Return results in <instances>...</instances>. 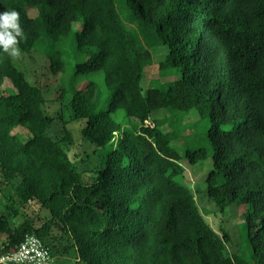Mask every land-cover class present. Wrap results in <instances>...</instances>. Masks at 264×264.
I'll return each instance as SVG.
<instances>
[{"label":"trees","instance_id":"obj_1","mask_svg":"<svg viewBox=\"0 0 264 264\" xmlns=\"http://www.w3.org/2000/svg\"><path fill=\"white\" fill-rule=\"evenodd\" d=\"M11 8L22 53L53 51L49 69L61 76L48 111L45 88L0 52V204L25 215L13 226L0 213V254L35 235L56 264L57 253L72 264H247L186 182L182 161L210 160L209 199L220 211L249 205V253L264 264V0H0ZM71 34L91 55L65 83ZM155 48L167 54L145 86ZM192 113L210 124L180 151ZM57 123L62 137L50 133ZM32 204L48 215L31 217Z\"/></svg>","mask_w":264,"mask_h":264},{"label":"rangeland","instance_id":"obj_2","mask_svg":"<svg viewBox=\"0 0 264 264\" xmlns=\"http://www.w3.org/2000/svg\"><path fill=\"white\" fill-rule=\"evenodd\" d=\"M37 14L38 11L36 9H33L30 12V15L32 17H36ZM78 28L79 24L74 27V30H77ZM44 47H47V43H45ZM62 47L65 50L64 56L67 60V72L65 73L66 83L72 74L73 67L76 61L87 60L91 54L86 53L85 55H80L77 52L73 34H71L66 39ZM154 50V63L146 70L145 86H148L152 80H158V62L161 61L167 54L166 48H155ZM43 53H46L48 55H44L45 58L42 57L43 61L40 58L42 54H40L39 56L38 53H34L32 55L22 53L19 58H13V61L17 63V66L20 67L22 71H25L30 81L45 88L49 100L48 111L55 112L57 106H59V101H57L60 94V89L58 88V80L61 74L58 73L54 75L53 72L49 69L53 51L48 50L47 52L45 50L43 51ZM171 80H174V78H163L161 79V82H168ZM60 83H62L61 80ZM84 84L85 80L79 84V87L83 88ZM11 86L12 85L10 81H6L3 86V90L11 88ZM155 117L160 119H167L168 115L166 113L165 115L163 113H158L155 115ZM185 123H188L184 126V129L187 130V132H184L183 134L182 130L181 137L178 139L176 138L175 146L180 151H184L185 148L195 147L199 143H201L205 138L207 126H209L210 124L209 120H201L200 117H198L194 113H192L191 116L188 117L187 120H185ZM79 128V126H75L74 131L78 133ZM164 129L174 131V128H171L168 124H165ZM16 131L27 135V131L23 128H18ZM50 133L51 135L62 137L64 135V131L61 127V124H55ZM182 164L186 169V182L189 183L195 190L197 203L207 217L209 224L214 226L216 229L222 230L223 232L229 234L230 240L228 241L227 245L229 253H238L239 256H241L248 262L247 264H256L249 253V231L253 232L256 228L253 224L250 227H247L246 225V215L249 211V205L239 206L237 204H232L228 206L225 211H220L216 204L209 199L207 193V184L204 182L205 176L207 175L210 168V160L204 161L202 165H197V167H192L185 160L182 161ZM10 190L11 189H6L5 192L9 193ZM26 212L33 218H36L39 215L43 217H46L48 215L45 210L41 211V209H39L34 204L29 206ZM0 213L7 215L13 226H17L25 220L24 212H22L19 217L13 218V216L9 214L10 212L3 204H0ZM57 254L59 264H72L76 261V258L73 254L71 256L61 253Z\"/></svg>","mask_w":264,"mask_h":264},{"label":"clouds","instance_id":"obj_3","mask_svg":"<svg viewBox=\"0 0 264 264\" xmlns=\"http://www.w3.org/2000/svg\"><path fill=\"white\" fill-rule=\"evenodd\" d=\"M25 38L20 12L15 8L0 11V52L19 58L22 55L20 43Z\"/></svg>","mask_w":264,"mask_h":264},{"label":"built area","instance_id":"obj_4","mask_svg":"<svg viewBox=\"0 0 264 264\" xmlns=\"http://www.w3.org/2000/svg\"><path fill=\"white\" fill-rule=\"evenodd\" d=\"M0 264H56V261L40 238L28 235L17 250L0 254Z\"/></svg>","mask_w":264,"mask_h":264}]
</instances>
